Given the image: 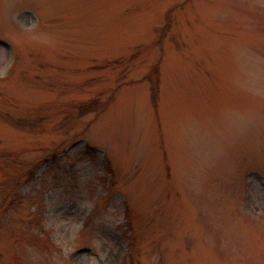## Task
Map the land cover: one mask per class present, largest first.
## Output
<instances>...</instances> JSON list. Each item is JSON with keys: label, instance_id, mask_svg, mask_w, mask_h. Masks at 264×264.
Returning <instances> with one entry per match:
<instances>
[{"label": "rangeland", "instance_id": "rangeland-1", "mask_svg": "<svg viewBox=\"0 0 264 264\" xmlns=\"http://www.w3.org/2000/svg\"><path fill=\"white\" fill-rule=\"evenodd\" d=\"M10 188L0 264H264V0H0Z\"/></svg>", "mask_w": 264, "mask_h": 264}]
</instances>
